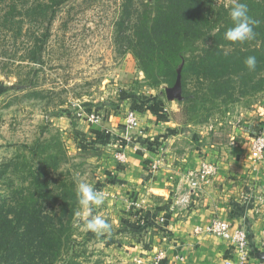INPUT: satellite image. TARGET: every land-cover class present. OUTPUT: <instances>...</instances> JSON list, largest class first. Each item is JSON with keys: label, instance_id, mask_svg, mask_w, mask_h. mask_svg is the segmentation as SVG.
I'll use <instances>...</instances> for the list:
<instances>
[{"label": "rangeland", "instance_id": "374dc122", "mask_svg": "<svg viewBox=\"0 0 264 264\" xmlns=\"http://www.w3.org/2000/svg\"><path fill=\"white\" fill-rule=\"evenodd\" d=\"M214 2L229 9L239 0ZM153 3V0H66L50 22L49 18L39 21L37 33L49 30L39 65L20 62L25 55V37L13 44L0 35V196L9 195L20 186L21 174L12 165L23 163V156L29 158L24 146H32L37 140L49 142L53 153L66 156L58 171L48 170V177L55 183L67 178L75 181L76 188L78 183L86 182L96 191L113 193L108 198L103 195V204L94 206L90 215L86 216L80 205L68 232L69 240L55 264H154L161 253L167 258L166 245H174L171 234L163 231L164 226L132 233L124 226L126 221L135 224L130 217L132 205L127 204L130 197H124L121 186L115 187V191L113 188L117 184L114 181L124 182L121 175L126 172L118 156L124 154L127 158L126 152L139 153L138 147L147 148L153 159L160 160L155 173L148 170L151 160H145L148 177L139 182L142 187L146 179L159 177L164 188L155 197L158 216L167 217L170 213L172 187L180 188L181 195L189 194L185 208L192 207L194 202L210 206L201 199L204 191L211 203L212 199L218 202L220 210L235 200L242 203L237 205L254 204L247 194L257 191L256 171L253 170V175L257 179L249 172L242 176L240 171L236 183L230 182L224 173L227 165L229 171L237 166L241 169L244 165L238 163L245 160L256 167L250 145L256 135L264 134V83L256 92L241 94L236 90L232 97L226 94L213 98L203 82L201 86L190 80L189 93L198 99L186 102L167 99L165 89L172 86L163 84L157 90L148 87L137 62L125 51L130 25L119 23L125 6L133 4L142 12ZM3 8L4 4L0 6ZM36 27L32 25L29 30L33 32ZM260 79L264 81V71ZM180 89L182 95L181 85ZM124 93L154 98L157 111L152 114L156 118L149 114V108H134L142 131L140 138L124 130L126 112L131 110L125 99L120 100ZM77 106L93 110L100 122L91 124L77 118ZM129 146L133 149H128ZM234 159L236 164L231 163ZM258 161L261 163L264 158ZM202 163L213 166L217 175H224L227 180L212 176L208 183L201 184L203 191L192 193L189 175L196 173ZM34 165L41 169L38 160ZM53 206L56 209L57 203ZM94 216L111 225L109 233L98 236L84 228ZM171 252L172 264L181 263L177 257H186L176 246ZM222 260V255H212L206 262L223 264Z\"/></svg>", "mask_w": 264, "mask_h": 264}, {"label": "trees", "instance_id": "16d2710c", "mask_svg": "<svg viewBox=\"0 0 264 264\" xmlns=\"http://www.w3.org/2000/svg\"><path fill=\"white\" fill-rule=\"evenodd\" d=\"M65 1L0 0V6L4 4L0 9V35L13 44L24 37L27 39L25 55L20 57V62L42 63L49 30L37 33L39 21L49 18L50 22ZM153 1L142 12L133 4L125 6L119 23L130 25L129 35L125 36V51L137 62L148 87L157 90L163 84L173 86L180 70L183 102L198 99L189 93L190 80L201 86L205 84L213 98L226 94L232 97L236 90L241 94L261 90L264 83L260 79L264 71V0H239L247 4L249 16L258 21L253 29L255 38L242 44L225 39V32L233 26L229 16L233 6L226 9L217 6L214 0ZM32 25H37L33 32L29 30ZM249 56L256 57L255 71H248L245 65ZM124 99L131 109L157 111L154 98L124 93L120 100ZM24 148L29 158L23 156V163L12 165L21 174V184L9 195L0 196V264H55L69 240L68 232L80 207L76 184L67 178L55 183L48 177L49 169L58 171L66 162L63 153L52 152L49 142L37 140ZM37 160L41 164L39 170L34 165ZM132 210L133 207L131 218L136 223ZM158 214L155 210L154 218ZM147 217L148 212L141 215L145 225L126 221L124 226L132 233H139L152 226L146 224Z\"/></svg>", "mask_w": 264, "mask_h": 264}, {"label": "crops", "instance_id": "0c3cea01", "mask_svg": "<svg viewBox=\"0 0 264 264\" xmlns=\"http://www.w3.org/2000/svg\"><path fill=\"white\" fill-rule=\"evenodd\" d=\"M149 114L156 118V114L155 116L152 113ZM128 149L132 150L133 148L129 146ZM125 154L127 155V158L125 157L124 163L126 172L125 174L121 175V180H123L125 183H115L116 185H114L113 187L114 191L117 190V188L115 187L121 186L120 190L124 193V197H130L129 202H127L128 206H138L143 211V213H149V217H147L148 219L146 221V224L152 225L148 226L147 228L152 230L154 229L153 226L155 225L154 222L156 220L155 218H152L153 213L155 209L159 206L158 201L155 199V197L159 195V192H161V188H164V186L161 187L159 177H149L150 179L145 180V185H143L142 187L139 186V182L144 180L145 176L146 178L148 177L145 173V164H147L145 160L150 159V162H153L154 159L152 152L146 150L145 152L140 151L139 153L137 152L132 154L126 152ZM234 161L236 160H232L231 163L236 164L237 162L234 163ZM254 163L256 167H253L251 162L249 163L247 160L239 162L238 164H242L244 166L241 167V169H239L237 166L231 169V171H229V166L227 165V172L224 173L229 177L228 179L232 183H236L237 178H239L240 171L242 176L248 175L247 173L249 172L252 174V176H254L255 179L258 178V183H256L255 186L257 188V191H250L249 194H247V198L249 199V201L253 200L254 204L248 202V204L246 203L245 205H237L242 203H240L241 201L235 200V202H229L230 206H224L225 208H222V210H220L221 207L218 205V202H216L215 199H212L214 201L213 203H211L210 199L207 196V191H204L201 199L204 198L206 202H209L211 204L210 206L207 207V203L205 206H202V202H194L195 205H193L192 207L186 206L187 208H185V205H176V200H178L179 197L182 196L181 194H179L180 188L175 190V187H172L173 189L169 190L170 193L172 191V194L174 196L171 197L172 204L169 206L170 213L166 217L167 220L166 224H164L163 231L166 230L168 233L171 234L172 242L174 243V245H166V252L168 256L167 258L164 257L163 261H161L160 264H172L173 259H171V251L173 246H176L180 249L179 253H184V255H186L185 258L182 257L183 260L176 258L177 261H181V263L179 262L180 264H208L206 260H208V257L211 259L212 255H222L223 264H225L226 259H234V248L229 243L212 235H207L205 233H194L196 227L202 228L204 225L207 224V222H209L214 217H219L228 220L235 229L245 231L249 236V247L253 255L264 252V175L262 176V172L264 171H261L262 166H264V161H261V163H259V161H254ZM247 167L249 169H247ZM251 167H253V169H251ZM219 168H221V166H219ZM148 170L151 173L149 167ZM253 170L256 171L257 178L255 177V175H253ZM214 176L216 180L219 178V176L225 179L224 175L218 176L217 173ZM176 183L174 182L175 185ZM167 184L170 186L172 185L169 182ZM177 187H179V185ZM111 188L112 186L110 187V189ZM106 193L108 194L106 198H108L110 197V194L112 192H109L110 194L108 192ZM254 193L257 194L255 195ZM117 203H120V201L118 200ZM156 210L159 211V209ZM199 224L202 225L198 226ZM209 244L210 246L208 247ZM187 257H189V259ZM184 259H186V262L184 261ZM169 261L172 262L170 263Z\"/></svg>", "mask_w": 264, "mask_h": 264}, {"label": "built area", "instance_id": "2783aa9c", "mask_svg": "<svg viewBox=\"0 0 264 264\" xmlns=\"http://www.w3.org/2000/svg\"><path fill=\"white\" fill-rule=\"evenodd\" d=\"M77 112L75 116L79 119H86L91 124H98L100 122V118L93 111L84 110L82 107L77 106ZM264 112V110H263ZM264 116V113H263ZM124 130L126 134L136 135V138H140L138 136H142V131L139 127L138 113L136 110L131 109L126 112ZM136 150L146 151L147 149L143 147H138ZM250 154L251 157L257 161L264 158V134L259 133L256 135L251 141L250 145ZM118 160L121 163H125V155L120 154L118 156ZM160 166V160L158 158L154 159L153 162L150 163L149 169L151 173H155ZM216 174V170L213 166L202 163L200 169L196 173H191L189 175V186L190 192L194 193L197 190L201 191V184L208 183L210 181V177ZM102 194L107 197L108 194L106 192H102ZM190 199L189 194L182 195L176 200V205H184ZM133 212L135 216L133 219L136 221L135 224L143 225L144 221L141 220V215L143 211L138 206H133ZM166 215L157 216L154 224L158 227H163L166 223ZM195 234L205 233L207 235L215 236L223 241L229 243L234 248L235 258L234 259H226L225 264H264V261L257 259L250 251V240L248 234L239 229H235L232 224L225 219L214 217L206 225L201 227H196L194 230ZM264 246V241H263ZM183 260L182 257H177ZM164 259L163 254L161 253L158 257H156L154 264H160Z\"/></svg>", "mask_w": 264, "mask_h": 264}, {"label": "clouds", "instance_id": "9594fccd", "mask_svg": "<svg viewBox=\"0 0 264 264\" xmlns=\"http://www.w3.org/2000/svg\"><path fill=\"white\" fill-rule=\"evenodd\" d=\"M248 12V6L243 2H237L231 8L229 16L233 22V26L225 32V39L227 41L242 44L255 38L256 33L253 29L258 21L253 20ZM245 65L248 71H255L257 66L256 57H247ZM77 195L79 204L86 210V216L91 214L94 206H100L104 202L102 192L94 190L93 187L86 182L77 184ZM84 228L99 236L104 233H109L111 225L99 216H94L86 221Z\"/></svg>", "mask_w": 264, "mask_h": 264}, {"label": "water", "instance_id": "95a60500", "mask_svg": "<svg viewBox=\"0 0 264 264\" xmlns=\"http://www.w3.org/2000/svg\"><path fill=\"white\" fill-rule=\"evenodd\" d=\"M181 75L180 70H178V74L176 77V80L171 88L165 89V94L168 100L176 99V100H182L181 95ZM257 259L264 261V252L254 255Z\"/></svg>", "mask_w": 264, "mask_h": 264}]
</instances>
